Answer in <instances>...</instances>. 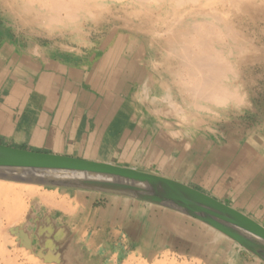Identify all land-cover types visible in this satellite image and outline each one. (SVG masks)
Returning <instances> with one entry per match:
<instances>
[{
  "label": "bare ground",
  "instance_id": "1",
  "mask_svg": "<svg viewBox=\"0 0 264 264\" xmlns=\"http://www.w3.org/2000/svg\"><path fill=\"white\" fill-rule=\"evenodd\" d=\"M77 2L82 5L78 19L72 22L64 20L63 23H55L51 16L36 6L40 0H0L2 16L5 19H9L12 24L14 23L13 25L18 26L19 30L26 28V33L29 36L34 33H41L50 43L48 52L47 47L42 45L43 43L41 46L30 40L28 46H25V53L19 56L14 52L15 49H13L14 46L11 41L5 40L4 43L0 44V85L11 84L9 81L11 76H7L8 62L15 64L19 59H23L22 62H25V67L29 68L30 65L36 67L33 63L36 61L28 59L33 56L29 55L28 51L43 57L45 53H50L53 49L76 53H81L85 49H97L104 55L102 54L103 57L95 63L94 71L101 72V69L110 67L113 68L112 72L116 74L118 72L139 74L134 86L136 92L132 96V101L139 111L142 107L152 106V110H150L153 116L152 134H158L159 138L168 135L170 142H174L171 137L185 136V141L192 145L193 142H198V132L210 125V121L217 118L193 112L185 119L158 95L157 91L163 90L165 93V89L169 85V62L166 60L168 53L174 51L183 38L191 35L194 31L210 32L212 33L211 42L230 54V61L242 87L243 82L239 66L251 61L254 55L264 59V0H77ZM119 27L122 28V32L115 31ZM46 63L49 64L48 61ZM50 68L55 70L53 71L56 73V78L65 75V70L59 65L56 69ZM68 74L72 75L73 73L69 72ZM100 84L102 83L100 82ZM14 91L16 92V90ZM176 99L177 103H180L179 97ZM162 104L165 105L160 108ZM248 106L249 101L247 99V104L243 109L230 112L239 113ZM113 124L111 123V125ZM178 151H180L179 147ZM85 160L132 168L140 172L176 180L157 172H148L115 162ZM137 186L139 184L125 179L79 171L22 172L7 169L0 160V264H20L19 255L17 252L12 255L10 250L8 251V245H11L14 251H18L21 246L23 248L24 245L29 247V242H31V248L35 250L36 254L38 253L35 255L36 257L30 256V260H36L37 264H82L81 260L84 258H98L99 253L108 248L107 244L102 243L100 233L96 230L103 220L105 223L111 222L121 226L122 229L119 228L121 230L120 235L123 236L127 244L124 246L125 249L132 247L139 252L142 258L154 260V264H164L158 260L160 256L168 254L172 250L166 243L171 238L195 239L188 232L189 230L183 229L181 222L185 220H190L191 223L197 222V224L204 226L207 234L212 235V239L216 243L229 239L264 263L261 257L230 235L173 208L169 204L159 202L149 195L140 193L138 191L140 188ZM84 195L90 197V202H93L97 197L106 196L112 204H116L117 208L110 207L105 212L91 210L86 204L88 201L83 200ZM213 205L220 206L217 203ZM222 208L234 221L238 219L232 211L237 210L231 207L228 208L232 210L226 207ZM54 211L60 218L56 219V227L50 229L48 227L50 224L48 223L49 215ZM42 217L44 218L41 219ZM87 224L89 225L87 226ZM90 225L94 226L95 232L90 233L88 231ZM169 225L171 226L170 229ZM137 229L141 232L139 234L147 232L150 235L149 238L138 235L135 231ZM207 234L203 233L201 239H206L205 235ZM252 236L264 243V239L259 235L252 232ZM154 240H161L165 243L164 249L158 247L155 249L156 245L153 246L151 243ZM199 242L197 243L199 244ZM85 250L86 252H83ZM12 253L14 252L12 251ZM186 255L201 259L205 264H209L207 258L200 256V254L195 255L189 252ZM130 258L134 257L131 256Z\"/></svg>",
  "mask_w": 264,
  "mask_h": 264
},
{
  "label": "crops",
  "instance_id": "2",
  "mask_svg": "<svg viewBox=\"0 0 264 264\" xmlns=\"http://www.w3.org/2000/svg\"><path fill=\"white\" fill-rule=\"evenodd\" d=\"M0 27L6 32V35L0 32V44L11 41L17 56L23 55L25 46L18 31L2 18ZM28 53L33 55L28 59L36 61H32L36 67H25L23 59L15 64L8 62L7 76L11 80L7 79L11 84L0 85L1 143L157 172L216 198L264 226V123L261 120H233L230 112L226 114L229 118L210 121V125L202 128L198 142L190 145L185 136L179 135L171 137L174 142H170L168 135L159 138L158 134H152V106L142 107L140 111L134 106L132 96L136 92L138 73L116 74L110 67L94 71L95 63L104 55L97 49H85L81 53L53 49L43 57ZM57 65L65 70L61 78H56L55 70L50 68L56 69ZM157 93L163 99L164 91ZM87 196L83 200L88 201L86 204L91 210L105 212L116 207L106 196L97 197L93 202ZM110 223L103 220L98 228L104 227V239L114 249L121 230L117 224ZM181 225L195 239L171 238V249L200 254L209 264H264L229 239L216 243L197 222L185 220ZM203 233L207 235L202 240Z\"/></svg>",
  "mask_w": 264,
  "mask_h": 264
},
{
  "label": "clouds",
  "instance_id": "3",
  "mask_svg": "<svg viewBox=\"0 0 264 264\" xmlns=\"http://www.w3.org/2000/svg\"><path fill=\"white\" fill-rule=\"evenodd\" d=\"M36 6L55 23L72 22L82 11L77 0H40ZM211 37L210 32L194 31L166 57L169 85L163 99L185 119L193 112L219 119L247 104L230 54L212 43Z\"/></svg>",
  "mask_w": 264,
  "mask_h": 264
},
{
  "label": "water",
  "instance_id": "4",
  "mask_svg": "<svg viewBox=\"0 0 264 264\" xmlns=\"http://www.w3.org/2000/svg\"><path fill=\"white\" fill-rule=\"evenodd\" d=\"M0 160L7 169L30 171H71L94 173L125 179L139 184L140 193L154 200L169 204L173 208L198 218L239 241L264 260V243L252 232L264 239V226L239 211L211 198V196L166 177L144 173L132 168L89 161L54 153L38 152L0 143ZM141 186V187H140ZM220 206H214V203ZM234 212L236 221L222 207Z\"/></svg>",
  "mask_w": 264,
  "mask_h": 264
},
{
  "label": "rangeland",
  "instance_id": "5",
  "mask_svg": "<svg viewBox=\"0 0 264 264\" xmlns=\"http://www.w3.org/2000/svg\"><path fill=\"white\" fill-rule=\"evenodd\" d=\"M2 14H3V12H2V9L0 8V18H2V20L5 24H9V25H11V27L14 30L19 31L18 33L23 38L24 46L27 47L30 40H33V42L37 45H41L43 43L42 45L45 46V48L47 47L46 50L49 52L50 49L48 48V45H50V43H48L47 38L42 36L41 33H34L33 35L31 34L29 36V34L26 33V31H27V30H25L26 28H22V30H19L18 26L16 27L15 25H13L14 23L12 24V22L9 19H7V18L5 19L2 16ZM121 30H122L121 27H119L118 29H115L116 32H118V31L122 32ZM0 32L4 33L6 35V32L2 27H0ZM41 41H44V42H41ZM25 43H27V44L25 45ZM263 63H264V59L259 58L258 55H256V56L254 55L252 57L251 61H249L245 65L242 64V66H239V68L241 69L243 90L247 95V99L249 101V106L246 109H244L242 112L232 113L231 117L233 120L234 119H238V120L244 119L245 120V118H247L249 121L256 122L258 120L259 121L261 120L264 123V64ZM222 117L229 118L230 116L224 115ZM55 215H56L55 211L51 215H49L50 220L48 223H50V224L48 227H50V229H51V227L52 228L56 227L55 226L56 225L55 222H57L56 219L60 218L59 215H56V218H55ZM43 218L44 217H42L41 219H43ZM42 223L44 224V222H42ZM117 226H118V228L122 229L120 225H117ZM93 227L94 226H92V228L89 227L88 231L90 233L95 232V229ZM101 228H97L96 230L98 233H100L99 235L101 237L100 239H101L102 243L107 244L108 248L103 249L99 253V255L97 256L98 258H94V259L84 258V259H82L81 260L82 264H121V263H123V264H129V263L130 264L131 263L132 264H143V263L144 264H154V260H147L145 257L142 258V256L139 255V252L137 250H136L137 251L136 252L135 249H133L132 247H128L125 249L124 246H127V244L125 243V240H124L122 235H120V238L118 240L119 243H117V247L113 249L114 246H111V244L109 242H106L107 240L105 241V239H104V235H103V233H104L103 228L104 227H101ZM99 229H101V230H99ZM135 231H137V234L140 236L144 235V238H149V236H150L147 232L144 234H139V233H141L140 230L137 229ZM20 238H22V237H20ZM121 238H122V240H121ZM29 240L31 241V239H29ZM151 243L153 246L156 245L155 249H157V247L160 249H164V247L166 246V244L161 242V240H159V241L154 240V241H151ZM166 243L168 244V247H170L169 246L170 242H166ZM30 245H31V242H29V247L27 245H24V248H23V246H21V248H19L18 251H14L12 249L11 245H8V251L10 250L9 252H11L12 255L15 254V252H17V254L19 255V259H20L19 260L20 264H37L36 260H30V256L36 257L35 255H38V253L36 254L35 250H33V248H31ZM22 249L24 250V252ZM160 249H158V250H160ZM11 250L14 253H12ZM32 250H33V252H32ZM119 251L122 252L121 255H120ZM131 251L133 252L132 254H131ZM161 251H163V250H161ZM83 252H86V250ZM125 252H126V254H125ZM172 252H174V253H172ZM185 253L187 254L189 252H184L182 250L179 251L176 249H172L168 254H164V255L160 256L158 261H162V262H164V264H205L203 262V260L197 259V258H192V257L186 255ZM126 255H128V256H126ZM131 256H133L134 258H130ZM140 257H141V259H140ZM114 258H116V259H114ZM134 259H136V260H134ZM123 260H124V262H123ZM139 260H140V262H139ZM46 264H48V263H46ZM49 264H51V263H49ZM59 264H61V263H59Z\"/></svg>",
  "mask_w": 264,
  "mask_h": 264
}]
</instances>
